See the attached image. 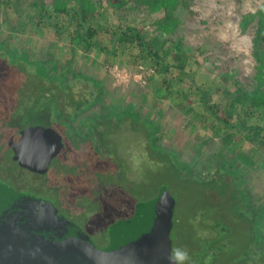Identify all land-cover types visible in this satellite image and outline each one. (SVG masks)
I'll use <instances>...</instances> for the list:
<instances>
[{
	"label": "rangeland",
	"instance_id": "1",
	"mask_svg": "<svg viewBox=\"0 0 264 264\" xmlns=\"http://www.w3.org/2000/svg\"><path fill=\"white\" fill-rule=\"evenodd\" d=\"M32 1L12 2L15 22L30 11ZM46 2L52 9V0ZM263 5L264 0H190L189 5L177 9L179 21L169 36L181 43L185 53L200 59L205 66L203 75L209 79L215 78L220 85L221 80L225 85L238 82L253 90L258 84L254 55L258 20L251 14ZM3 8L0 0V41L12 50L2 52L10 60L19 57L21 66L33 65L36 74H11L9 59L8 65L0 63V92L7 96V102L0 99L3 105L22 112L27 105L36 104L41 65L52 72L66 65V74L62 75L66 80L72 79L75 72L80 76L73 79L76 98L92 99L97 97L94 91L102 89L97 102L76 117L75 105L70 101L67 119L75 128L87 131L91 118L115 111L110 114L111 129L106 132L103 148L108 157L102 155L101 160L97 158L99 152L92 149L94 156L88 161L91 169L102 174L74 173V146L78 142L62 131L60 121L49 125L38 120L64 135L65 150L42 172L20 168L12 154L11 160L6 158L0 163L3 178L24 191L52 198L102 244L109 242L113 222L131 216L138 210L139 200H150L166 188L176 201L172 247L188 251L187 264H264V171L246 183L242 176L244 167H256L250 158L262 163L261 147L248 148L246 159L243 152L233 153L244 150V134L229 129L231 132L221 135L216 133L211 118L203 122L202 116L207 113L195 90L187 101L175 102L165 96L164 70L155 73L124 59L110 65L98 51L85 52L61 41L46 24L36 26L32 32L16 31L6 22ZM147 12L138 0H132L119 15L144 24ZM164 14H151V21ZM145 31L159 36L157 45L167 37L154 26L145 27ZM23 51L26 53L21 55ZM84 76L93 80H85ZM7 106L2 109L8 110ZM99 129L107 127L101 124ZM77 133L71 135L80 141L84 134ZM251 140L255 141L256 136ZM83 156L91 157L86 151ZM259 177L263 187L258 186Z\"/></svg>",
	"mask_w": 264,
	"mask_h": 264
},
{
	"label": "trees",
	"instance_id": "2",
	"mask_svg": "<svg viewBox=\"0 0 264 264\" xmlns=\"http://www.w3.org/2000/svg\"><path fill=\"white\" fill-rule=\"evenodd\" d=\"M13 1L1 0L5 20L12 29L27 33L34 31L40 24H46L61 41L70 42L76 48H83L85 52L98 51L110 65L117 64L124 59L128 63L141 64L145 69L155 73L164 70L162 83L165 96L175 102L187 101L190 100L191 91L195 90V94L198 99L200 98L199 101L207 113L202 116L203 122L211 118L216 123L214 125L216 133L224 135L229 129H237L244 134L245 139L249 140L256 136L257 144H264V5L251 14L254 19L258 20L254 38V55L258 61L256 76L258 84L255 89L250 90L238 82L225 85L221 80L222 86L215 78L209 79L203 75L205 66L200 59L185 53L181 43L169 36L175 31L179 21L176 14L177 9L180 5H189L190 0H138L148 10L144 24L122 18L119 15L120 10L132 0H52V9L48 8L46 0H34L29 8L31 12L20 15L18 22L13 19L15 17ZM161 11H164V16L151 21V14ZM149 26H154L155 30L166 34L167 37L163 39L161 45H157L159 36L149 35L145 31V27ZM2 49H5L7 53L12 49L10 45L0 41V63L8 65L9 58L5 53L3 54ZM25 53L23 51L21 55ZM20 60L19 57L9 59L11 74H20V72L35 74L33 65L29 64V68L21 66ZM41 66L43 72L42 77H39L41 90L36 104L27 105L21 112L19 109L14 110L11 106L3 105V101L0 100V163L6 158L12 159L13 150H9L11 146L8 143L12 134L28 124H41L37 122L38 120L45 121L44 123L49 125L60 121L62 131L69 135L74 143L78 142L74 146L77 156L72 171L77 175L82 172L101 173L98 169H91L88 161L94 156L92 149L99 152L97 158L102 160L103 157H108L104 154L103 148L106 147V132L111 129L110 114L115 111L91 118L87 131L75 128L71 120L67 119V116H70L66 112L70 101L75 105L73 115L76 117L77 114L97 102L102 89L98 87L93 94L97 97L92 99L76 98L72 89L73 79L80 77L76 72L72 79L66 80L62 75L66 74L64 71L68 69L66 68L68 66L65 65L59 71L53 70L54 72L49 71L47 66ZM83 78L88 81L93 80L86 76ZM225 88L226 91H224ZM0 99L7 102V96L3 97L1 92ZM6 106L9 107L8 110L2 109ZM101 124H105L107 129L100 130ZM76 131L84 134L80 137V141L75 138V135H71L77 133ZM91 143L95 144V147H92ZM85 151L91 157H84L83 152ZM20 168L28 170L21 166ZM3 177L4 174H0V237L3 238L2 243L6 244L15 237H17L16 240L20 237L24 239L45 237L53 229L61 233L62 229L67 230L65 226L67 224L73 225L75 230L81 232L84 230L80 224L74 223L52 198L24 191L16 183ZM165 189L163 188L162 191ZM162 191L150 200H139L136 205L137 209H145L150 205L152 213H157L155 204L160 198L159 195L163 194ZM94 202H97L96 199ZM97 203L101 210L105 209L102 203ZM130 221V217H125L112 223L113 229L110 236L112 243L115 244L116 233L119 229L123 228L127 231L132 226ZM56 222H60L61 226L54 227L53 223Z\"/></svg>",
	"mask_w": 264,
	"mask_h": 264
},
{
	"label": "water",
	"instance_id": "3",
	"mask_svg": "<svg viewBox=\"0 0 264 264\" xmlns=\"http://www.w3.org/2000/svg\"><path fill=\"white\" fill-rule=\"evenodd\" d=\"M9 144L13 159L33 172H42L65 150L64 135L54 126L44 124L23 127L9 138ZM162 192L155 204L157 213H152L150 205L139 208L130 221L132 226L127 231H117L119 239L115 244L119 250L110 254L109 264H169L175 201L167 189Z\"/></svg>",
	"mask_w": 264,
	"mask_h": 264
},
{
	"label": "flooded vegetation",
	"instance_id": "4",
	"mask_svg": "<svg viewBox=\"0 0 264 264\" xmlns=\"http://www.w3.org/2000/svg\"><path fill=\"white\" fill-rule=\"evenodd\" d=\"M135 214L136 211L129 216L132 221ZM53 226L58 228L61 223H53ZM65 226L67 230L62 229L61 233L53 229L45 237H20L19 240L15 237L6 244L0 237V264H109L110 254L119 250L111 237L102 244L82 225V232L71 224ZM118 239L115 237L114 242Z\"/></svg>",
	"mask_w": 264,
	"mask_h": 264
},
{
	"label": "crops",
	"instance_id": "5",
	"mask_svg": "<svg viewBox=\"0 0 264 264\" xmlns=\"http://www.w3.org/2000/svg\"><path fill=\"white\" fill-rule=\"evenodd\" d=\"M229 132H231V131H229ZM238 133H240V134H242L241 132H239L238 131ZM242 142V141H241ZM242 144L245 146V148L244 147H242V149H244L243 151H240L239 153H237V151H233V153H236L237 155H240L242 152H243V154H245V159H246V155L248 154L249 155V152H248V148H251L252 147V150H254V148H258V147H261L262 148V150H264V144H257V142H256V140L255 141H252L251 140V138L249 139V140H247V139H244L243 140V142H242ZM241 144V145H242ZM246 144H248V145H246ZM241 148L239 149V150H242ZM250 161V160H249ZM252 161L254 162V166L256 165V167L255 168H251L250 170L247 168V167H244L243 169V172H242V176L245 178V183H246V181L248 180V178H252V176L253 175H255V176H257V175H259L260 173H262V170L264 171V159H263V161H262V163L261 162H259L260 160H258V159H254V157H252ZM251 161V162H252ZM245 162V160L242 162V163H244ZM247 162V161H246ZM247 169H248V172L246 173V171H247ZM260 171V172H259ZM258 172V173H257ZM244 173H245V175H244ZM257 173V174H256ZM262 175H263V173H262ZM258 186L259 187H263V180L262 179H260V177L258 178ZM252 197V196H251ZM250 197V198H251ZM253 202H256V201H258V200H252ZM261 205V204H260ZM260 208V207H259Z\"/></svg>",
	"mask_w": 264,
	"mask_h": 264
},
{
	"label": "clouds",
	"instance_id": "6",
	"mask_svg": "<svg viewBox=\"0 0 264 264\" xmlns=\"http://www.w3.org/2000/svg\"><path fill=\"white\" fill-rule=\"evenodd\" d=\"M189 259L188 251L180 247L172 248L168 256L169 264H187Z\"/></svg>",
	"mask_w": 264,
	"mask_h": 264
}]
</instances>
